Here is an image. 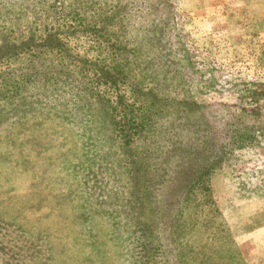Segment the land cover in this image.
Wrapping results in <instances>:
<instances>
[{"label": "rangeland", "instance_id": "1", "mask_svg": "<svg viewBox=\"0 0 264 264\" xmlns=\"http://www.w3.org/2000/svg\"><path fill=\"white\" fill-rule=\"evenodd\" d=\"M0 264H264V0H0Z\"/></svg>", "mask_w": 264, "mask_h": 264}]
</instances>
